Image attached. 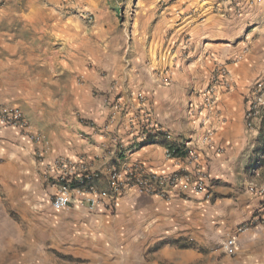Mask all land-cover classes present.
I'll use <instances>...</instances> for the list:
<instances>
[{"label":"crops","instance_id":"1","mask_svg":"<svg viewBox=\"0 0 264 264\" xmlns=\"http://www.w3.org/2000/svg\"><path fill=\"white\" fill-rule=\"evenodd\" d=\"M181 1L185 16L170 38L165 33L173 26L160 28V45L151 42L148 55L132 58L125 74L86 75L81 83L69 78L66 102L49 91L30 104L32 110L19 105L28 128L0 125V264H197L202 253L193 241L212 194L239 177L247 183L256 175L264 185L258 151L264 146V103L251 129L244 115L254 90L264 92V0ZM218 67L226 69L225 87L206 112L201 92ZM166 145L196 153L207 174L205 189L168 187V198H161L127 187L113 209L99 206L78 218L80 229L65 228L70 242L61 247L53 239L44 242L43 228L36 242L26 244L27 233L2 215L55 195L50 164L58 157L97 171L99 191L108 188L112 169L135 163L158 174L190 169L183 157H167ZM170 239L192 242L179 247Z\"/></svg>","mask_w":264,"mask_h":264},{"label":"rangeland","instance_id":"2","mask_svg":"<svg viewBox=\"0 0 264 264\" xmlns=\"http://www.w3.org/2000/svg\"><path fill=\"white\" fill-rule=\"evenodd\" d=\"M185 4L181 0H0V108L22 112L25 105L32 110L30 104L49 91L63 101L70 79L81 83L86 75L120 77L132 58L148 55L151 42L158 40L160 45V28L172 25L165 33L170 38V29L185 16L181 11ZM237 181L212 194V208L203 213L199 239L193 241L202 253L197 264H264L263 184L256 175L247 183L241 177ZM52 197L48 195L39 206L2 213L16 222L11 227L27 233L26 244L36 242L34 235L43 228L44 242L50 244L53 239L64 246L70 242L65 228L80 229L78 218L98 210L89 211L84 203L54 210L47 202ZM44 218L54 220L48 223ZM54 232L57 235L52 237ZM231 236L238 238V246L227 255L222 244ZM189 242L170 241L179 247Z\"/></svg>","mask_w":264,"mask_h":264},{"label":"built area","instance_id":"3","mask_svg":"<svg viewBox=\"0 0 264 264\" xmlns=\"http://www.w3.org/2000/svg\"><path fill=\"white\" fill-rule=\"evenodd\" d=\"M226 74L224 67H218L215 70L214 76L201 92V110L211 111V107L217 101L220 88L225 87ZM257 89L247 99L244 115L248 129L252 128V118L259 113V109L264 103V92ZM0 125L22 129L29 127L22 112L16 108H0ZM166 156L171 157L167 149ZM183 159L190 169L174 171L169 174L150 172L139 163L121 171L112 169L108 176V190L98 191L95 186V181L99 177L97 171L86 169L83 162H78L80 165L78 166L67 158L58 157L50 164V168L55 171L59 182L58 189L51 201V207L54 210H60L75 203H84L89 211L96 210L99 206L111 210L116 198L127 187H135L142 194L157 195L161 198H168V187L179 186L185 191L189 187L196 191L205 189L207 174L201 169L196 153L190 151ZM261 189L264 191V185ZM237 246L236 236L226 238L222 244L223 251L227 255L234 254Z\"/></svg>","mask_w":264,"mask_h":264},{"label":"trees","instance_id":"4","mask_svg":"<svg viewBox=\"0 0 264 264\" xmlns=\"http://www.w3.org/2000/svg\"><path fill=\"white\" fill-rule=\"evenodd\" d=\"M152 135H149L146 137V142H151ZM166 149L168 150L171 157H184L186 155V152L182 149L181 146H175V145H166ZM259 156H264V146H261L259 149ZM261 158L258 157L255 164H260Z\"/></svg>","mask_w":264,"mask_h":264}]
</instances>
